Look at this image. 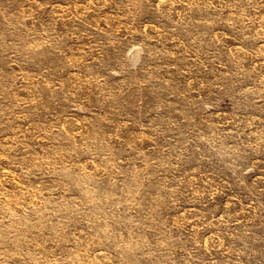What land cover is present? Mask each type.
<instances>
[{
    "label": "rangeland",
    "instance_id": "374dc122",
    "mask_svg": "<svg viewBox=\"0 0 264 264\" xmlns=\"http://www.w3.org/2000/svg\"><path fill=\"white\" fill-rule=\"evenodd\" d=\"M0 264H264V0H0Z\"/></svg>",
    "mask_w": 264,
    "mask_h": 264
}]
</instances>
